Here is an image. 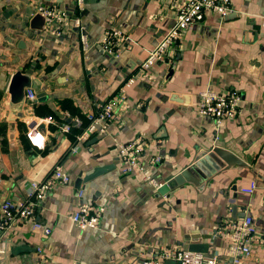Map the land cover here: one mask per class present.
<instances>
[{
	"label": "crops",
	"instance_id": "0c3cea01",
	"mask_svg": "<svg viewBox=\"0 0 264 264\" xmlns=\"http://www.w3.org/2000/svg\"><path fill=\"white\" fill-rule=\"evenodd\" d=\"M182 3L0 0V204L23 201L30 183L45 179L55 166L70 177L66 185L54 184L35 212L33 222L50 234L35 230L32 221L16 222L3 236L7 252L0 264H139L163 249L185 250L194 242L206 244L207 255L227 264V224L245 214L252 215L259 242L243 264H264V0H231L234 11L227 18L211 12L182 32L170 63L139 70ZM38 6L64 11L68 24L56 34L47 23L42 32L23 29L24 9L37 12ZM75 20L91 44L85 54ZM112 29L125 37L119 57L101 46ZM31 65L46 99L35 95L25 104L9 140L10 77ZM129 78L134 83L125 89V104L104 135L78 142L87 115ZM206 90L239 92L237 115L221 123L200 116L199 95ZM173 93L187 100L173 102ZM61 126L70 131L61 132ZM31 129L44 137L42 147L30 144ZM136 138L145 140L141 161L155 182L175 180L167 196L142 175L121 172L118 147ZM214 147L230 150L245 165L219 168L208 154ZM155 157L160 160L153 164ZM97 166L109 169L78 185L79 174ZM252 183L255 190L243 192ZM78 190L84 202L104 209L95 229L81 230L69 217L81 202Z\"/></svg>",
	"mask_w": 264,
	"mask_h": 264
},
{
	"label": "built area",
	"instance_id": "2783aa9c",
	"mask_svg": "<svg viewBox=\"0 0 264 264\" xmlns=\"http://www.w3.org/2000/svg\"><path fill=\"white\" fill-rule=\"evenodd\" d=\"M44 18L50 29L56 34L68 24V17L64 11L57 8L36 7ZM234 11L231 0H183L182 5L178 8L173 25L161 36L159 42L151 48L144 61L140 64L139 70H147L157 63H170L173 58V50L183 31L190 29L198 21H201L208 13H216L220 18L226 17L227 14ZM74 26L80 31L81 50L85 54L91 47L87 40L83 27L78 20L74 21ZM125 42V37L115 30L105 33L101 46L108 55L119 57ZM129 47V46H128ZM134 83L132 78L117 90V93L107 100L98 110L87 115V124L83 130L77 135L78 142L87 141L92 135L104 134L107 125L111 122L115 115V111L125 104V89ZM27 103H32L35 95L31 91L25 94ZM241 102L240 93L231 91L227 94H221L212 90H206L200 93L197 111L202 117L213 119L217 123L224 120L233 119L238 112ZM47 123H51V118H44ZM31 125V124H29ZM61 132L68 133L69 126H61ZM30 144L35 147H42L43 136L34 130L27 132ZM40 140V144H37ZM145 140L136 138L126 144H120L118 147V159L123 174L142 175L145 182L152 184L158 188L161 186L151 176L149 171L142 165L141 154L144 151ZM159 157L153 158L151 163L159 162ZM70 181L69 175L63 171L60 166H55L50 174L41 181H32L26 192V198L20 202L4 200L0 204V260L7 252V248L3 244L4 234L16 223L23 221H34L35 212L40 206L41 201L51 191L54 184L66 185ZM256 185L251 184L244 188L243 192L251 193L255 190ZM77 198L81 200L76 211L70 214V219L81 230L97 228L103 207L92 202L83 201V191L78 190ZM33 228L41 231L45 236L50 234V229L42 226L38 222H33ZM226 231L230 240L228 248L229 262L227 264H243L246 258L251 255V245L259 242V235L254 225L252 215L245 214L240 222L229 221ZM219 264L215 256L179 250L175 248H166L161 250L156 256L143 260L139 264Z\"/></svg>",
	"mask_w": 264,
	"mask_h": 264
},
{
	"label": "water",
	"instance_id": "95a60500",
	"mask_svg": "<svg viewBox=\"0 0 264 264\" xmlns=\"http://www.w3.org/2000/svg\"><path fill=\"white\" fill-rule=\"evenodd\" d=\"M78 1V0H77ZM85 3V0H83ZM231 15V14H230ZM228 16V15H227ZM227 16L225 18H227ZM21 27L30 31L42 32L45 29V18L38 12H33V10L28 7L25 8L22 14ZM33 66L30 68L23 69L19 68L12 73L10 81L7 88L8 94V118H7V130L10 134L9 140L13 139V132L17 127V122L24 118V106L27 104L25 99V91L31 90L34 95H36L37 101H43L46 99L45 93L41 91L42 81L39 78L34 76ZM172 69V67H171ZM170 69V70H171ZM169 75V74H168ZM140 86L147 90H151L145 83H140ZM187 100V97L180 96L176 93L171 94V101L173 102H184ZM104 135V134H103ZM102 136L98 135L89 140V144H93L99 140ZM215 162L218 164L219 168L228 169L232 165L244 166V162L241 158H238L237 155L232 153L230 150H227L222 147H214L208 152ZM228 167V168H227ZM109 166H97L91 170L86 171L85 173L79 174L77 179L78 185H81L82 182H89L90 180L96 178L97 176L108 171ZM83 176V177H82ZM175 187L174 179H167L161 186L157 188V193L162 196H167L172 189ZM186 251L205 254L207 255V246L206 244L191 243L186 248ZM172 262H165V264H171Z\"/></svg>",
	"mask_w": 264,
	"mask_h": 264
}]
</instances>
